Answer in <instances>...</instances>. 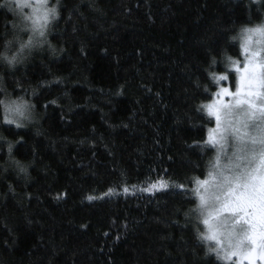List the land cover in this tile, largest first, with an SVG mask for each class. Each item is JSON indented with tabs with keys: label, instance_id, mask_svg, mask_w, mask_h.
Returning <instances> with one entry per match:
<instances>
[{
	"label": "trees",
	"instance_id": "1",
	"mask_svg": "<svg viewBox=\"0 0 264 264\" xmlns=\"http://www.w3.org/2000/svg\"><path fill=\"white\" fill-rule=\"evenodd\" d=\"M49 3L59 11L47 36L56 51L45 43L14 67L0 62V97L34 106L22 126L0 125L27 165L25 174L5 163L0 141V264H226L183 214L195 197L144 189L204 174L214 148L193 142L206 139L198 106L215 91L205 70L239 57L230 37L264 19V0ZM11 20L0 8V50Z\"/></svg>",
	"mask_w": 264,
	"mask_h": 264
},
{
	"label": "snow or ice",
	"instance_id": "2",
	"mask_svg": "<svg viewBox=\"0 0 264 264\" xmlns=\"http://www.w3.org/2000/svg\"><path fill=\"white\" fill-rule=\"evenodd\" d=\"M0 8L12 16L11 28H6L5 33L10 32V36L19 42V55L13 53L8 57L0 53V58L6 60L9 67H14L25 60L26 50L48 43L50 21L57 19L59 11L49 0H0ZM230 39L239 41L242 59L226 56L224 71L205 70L215 91L210 92V99L201 101L198 106L197 114L206 112L208 117L201 129H206V139L193 143L202 153L208 145L214 148L213 156L205 164L204 174L193 176L190 183L153 181L144 190L171 188L195 197L193 206L183 214L195 226L197 237L207 243L206 254L214 253L217 260L226 264L233 260L235 264H257V261H264V20L251 26L243 25ZM11 42L5 39L4 45L7 47ZM48 47L56 51L50 43ZM210 53L211 49H207L206 62H209ZM217 63L216 57L210 56L209 67ZM199 88L197 83L196 90ZM3 91L0 125L7 122L20 127L33 118L34 106L30 100L22 95L13 98ZM200 94L208 95V87L205 86ZM45 103L56 104L57 101ZM0 141L7 144L9 158L5 163L11 162L19 172L27 174V165L11 156L14 142L3 136ZM3 144H0V151ZM193 167L198 169L199 165L194 163ZM123 190L128 189L124 187ZM113 191L108 189L109 193ZM86 198L94 199L91 195Z\"/></svg>",
	"mask_w": 264,
	"mask_h": 264
},
{
	"label": "clouds",
	"instance_id": "3",
	"mask_svg": "<svg viewBox=\"0 0 264 264\" xmlns=\"http://www.w3.org/2000/svg\"><path fill=\"white\" fill-rule=\"evenodd\" d=\"M53 4H54V3H53ZM50 5H51V4H50ZM261 20H264V19H261ZM261 20H260L258 23H260ZM50 23H51V21H50ZM8 39H10V40L12 41L11 44L8 45L7 47H6L5 45H3V48H2V50H0V53H3V54H5V55L8 56V57H11V56L13 55V53H16L17 55H19V53L17 52V49L19 48V46H18V47H15L14 50H11L12 47H13L15 44H18V45H19V42H17V41H16L15 39H13L11 36H10ZM27 54H28L27 51H25V55H27ZM0 62H6V63H7V61L4 60L3 58H0ZM7 65H8V64H7Z\"/></svg>",
	"mask_w": 264,
	"mask_h": 264
},
{
	"label": "rangeland",
	"instance_id": "4",
	"mask_svg": "<svg viewBox=\"0 0 264 264\" xmlns=\"http://www.w3.org/2000/svg\"><path fill=\"white\" fill-rule=\"evenodd\" d=\"M233 262H235V260H233ZM245 264H246V262H245ZM257 264H264V261H257Z\"/></svg>",
	"mask_w": 264,
	"mask_h": 264
}]
</instances>
